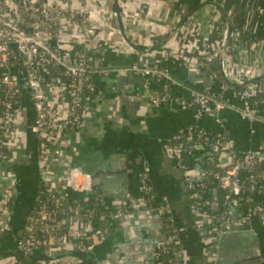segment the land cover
I'll use <instances>...</instances> for the list:
<instances>
[{"label": "crops", "instance_id": "0c3cea01", "mask_svg": "<svg viewBox=\"0 0 264 264\" xmlns=\"http://www.w3.org/2000/svg\"><path fill=\"white\" fill-rule=\"evenodd\" d=\"M96 1L92 11L99 38L96 46L106 49L95 62L93 90L85 94L80 123L60 136L56 143L59 154L45 169L37 161L36 136L29 131L34 117L31 104L26 98L18 103L17 133L1 171L3 184L13 185L15 192L5 232L0 234V264L19 262L16 241L30 218L39 177L63 201L75 202L93 214L95 209L101 210L100 216L107 219L101 222L95 218L91 224L65 219L67 233L103 226L106 238L88 252L69 246L41 249L33 254L36 264H156L164 241L163 224L141 203L139 175L144 164L150 169L156 201L170 207L179 228L181 264L209 260L216 264H264V226L255 219L246 226L236 225L235 211L227 209L223 192L213 180H206L204 193V199L213 203L209 214L195 206L196 195L187 186L203 180L208 149L198 145L193 156L185 159V170L176 166L168 151L174 134L196 124L208 138L221 133L232 139L239 153L256 151L262 163L264 104L252 122L232 108L194 120L195 109L183 110L172 104L153 108L147 92L167 85L176 98L189 99L195 91L239 106V87L221 78L222 66L262 55L264 77V0H213L229 16L228 23L216 6L202 0H118L124 34L135 48L123 40L111 1ZM187 14L176 28L177 21ZM227 24L239 38L232 40L229 55L223 53L217 61ZM174 54L176 58L171 57ZM133 66H156L167 75L147 78ZM47 93L50 97L49 89ZM227 163V154L220 153L216 164L222 168ZM255 198L264 201V191ZM123 204L127 212L115 220L113 215ZM228 210L234 222L231 230L208 236L211 216Z\"/></svg>", "mask_w": 264, "mask_h": 264}, {"label": "built area", "instance_id": "2783aa9c", "mask_svg": "<svg viewBox=\"0 0 264 264\" xmlns=\"http://www.w3.org/2000/svg\"><path fill=\"white\" fill-rule=\"evenodd\" d=\"M95 3L96 0H0V234L5 232V222L15 192L13 185L3 184L1 171L9 159V146L16 137L18 103L26 98L31 104L34 117L29 131L36 136L37 161L45 169L59 154L56 143L60 136L74 130L80 123L85 94L93 90L91 75L95 71V62L106 49L101 45L96 46L99 38L92 16ZM24 14L29 22L25 20ZM107 27L114 30L112 26ZM226 35L227 30L223 32L220 46ZM238 38L237 31L229 33L231 40L226 45L225 54L229 55L230 49H233L232 40L238 41ZM102 44L107 43L102 41ZM261 56L257 55L251 61L222 66L223 75L239 85L236 93L239 106L223 102L218 96L195 91L190 93L189 99L176 98L167 85L160 90L149 91L146 83L149 104L153 108L172 104L183 110L195 109L194 120L204 114H218L226 108H232L243 119L252 122L264 104V81L261 85L251 83L262 77ZM171 57L176 58V54ZM209 59L206 58V63ZM133 69L147 78L152 76L160 79L167 75L156 66H133ZM47 89L52 97H49ZM201 144L208 149L205 157L207 170L202 173L201 182L195 185L188 183L187 186L196 195L197 210L209 214L212 209L213 203L204 199L206 180L210 179L223 192L227 209L235 211L236 225L246 226L255 219L264 226V201L253 200L254 195L261 196L264 191V162H259V153L253 150L239 153L232 139L221 133L208 138L206 132L196 124L174 134L168 151L176 166L185 170V159L192 157L196 147ZM223 152L228 156V163L219 168L217 158ZM257 167L262 169L260 176L254 172ZM42 181L48 186L44 179ZM139 186L144 210L164 219V241L159 248L156 264H181L179 228L170 207L156 201L148 167L139 175ZM61 200L49 186L45 200L34 198V212L16 241V249L20 254L27 255L52 246H69L88 252L97 242L105 240L106 230L103 227L91 229L87 226L80 233H67L65 219L91 224L95 217L91 210L83 211L75 202L66 201L67 208L61 211L66 217L59 219L57 209L51 208L47 202L54 201L57 204ZM125 212L127 209L123 204L113 218L119 220ZM230 215L229 210L212 215L208 236L231 230L234 222ZM98 218L101 222L107 219L104 215ZM18 264L28 262L19 261ZM205 264L216 263L209 260Z\"/></svg>", "mask_w": 264, "mask_h": 264}, {"label": "trees", "instance_id": "16d2710c", "mask_svg": "<svg viewBox=\"0 0 264 264\" xmlns=\"http://www.w3.org/2000/svg\"><path fill=\"white\" fill-rule=\"evenodd\" d=\"M24 18H25V20L26 21H28L29 19L27 18V16H26V14H24ZM29 22V21H28ZM258 176H260V175H262V169H260L259 167H257V168H255V171H254ZM35 195H34V198L35 197H41L43 200H45L46 198H47V194H48V186H46L45 184H44V182L42 181V179L39 177L38 178V181H37V186H36V189H35V193H34ZM254 202H258V200L255 198V201ZM48 203V205L51 207V208H55V209H57V218H59V219H62V218H65L66 216H65V213L64 214H61L62 212V210H64V209H66L67 208V202L66 201H63V200H61V201H59L57 204H55L54 203V201H49V202H47ZM34 207H35V202L33 203V205H32V209H31V214H30V217H31V215L33 214V212H34ZM65 211V210H64ZM100 212H102L101 210H98V209H95L94 210V214H93V217H95V218H98L99 216H100ZM162 219V224L164 225V219L163 218H161ZM29 221V220H28ZM28 221L26 222V224H25V227H26V225H27V223H28ZM25 227H24V230H25ZM100 227V226H99ZM103 227V226H102ZM104 228V227H103ZM163 230H164V228H163ZM36 252H38V251H35V252H33V253H30V254H27V255H22V254H20L19 252V256H20V258H19V261H26V262H28V264H36V261L37 260H35L34 259V257H33V254L34 253H36ZM164 257H166V256H164Z\"/></svg>", "mask_w": 264, "mask_h": 264}, {"label": "water", "instance_id": "95a60500", "mask_svg": "<svg viewBox=\"0 0 264 264\" xmlns=\"http://www.w3.org/2000/svg\"><path fill=\"white\" fill-rule=\"evenodd\" d=\"M110 1H111V4H112V10H113V12L115 13L116 18H117V21H118V29H119V31H120V34H121L123 40H124L125 43L128 44L129 46L135 48V46L133 45V43H132V42L128 39V37L124 34V31H123V28H122V24H121V13H120V9H119V7H118V2H117V0H110ZM202 1L205 2L204 4H211V5L216 6V7L218 8V10L221 12L223 19H224V20H227V23L229 22V21H228V16L225 15V14L223 13L222 8H221L218 4H216L215 2H213V0H202ZM187 16H188V14L185 15L183 18H181L179 21H177L176 28L180 27V26L183 24V22L186 20ZM226 16H227V17H226ZM226 28H227V35H226V37H225L224 42H223L222 45H221L219 55H218V57L216 58L217 61H218L219 58L221 59V56H222V54L225 52L226 45H227V43H228V41H229L230 25L227 24ZM221 78H222L225 82L228 81L227 78L223 75V72H222V71H221ZM263 81H264V77H261V78L256 79V80H252L251 83H255V84H257V85H261V83H262ZM236 86L239 87L238 84H237ZM144 166L146 167L147 164H144Z\"/></svg>", "mask_w": 264, "mask_h": 264}]
</instances>
